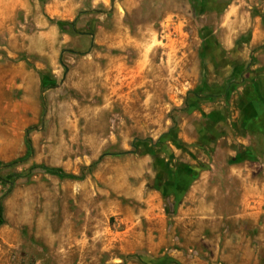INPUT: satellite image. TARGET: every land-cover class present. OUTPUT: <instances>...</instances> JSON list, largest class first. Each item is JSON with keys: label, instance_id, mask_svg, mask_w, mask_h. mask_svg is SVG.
<instances>
[{"label": "rangeland", "instance_id": "rangeland-1", "mask_svg": "<svg viewBox=\"0 0 264 264\" xmlns=\"http://www.w3.org/2000/svg\"><path fill=\"white\" fill-rule=\"evenodd\" d=\"M263 32L264 0H0V264H264Z\"/></svg>", "mask_w": 264, "mask_h": 264}, {"label": "crops", "instance_id": "crops-1", "mask_svg": "<svg viewBox=\"0 0 264 264\" xmlns=\"http://www.w3.org/2000/svg\"><path fill=\"white\" fill-rule=\"evenodd\" d=\"M259 38L256 41H259ZM262 38L264 39V32ZM261 56L264 58V51ZM241 71V69H232L231 72L239 76ZM245 76L246 81H236L233 98L236 99V126L239 130H245L247 136H259L264 139V62L255 69H248ZM239 141L245 142L241 138ZM246 165L249 166V163ZM241 169L243 168L238 166L237 170Z\"/></svg>", "mask_w": 264, "mask_h": 264}, {"label": "trees", "instance_id": "trees-1", "mask_svg": "<svg viewBox=\"0 0 264 264\" xmlns=\"http://www.w3.org/2000/svg\"><path fill=\"white\" fill-rule=\"evenodd\" d=\"M45 77H42V87L45 88ZM42 111H43V114L45 113V103L43 102L42 103ZM26 148L29 152H31V143H30V140L29 139H26ZM2 164L0 163V166ZM48 173L52 174V175H55L59 178H69V179H78L77 177L75 176H72V175H67L65 174L63 171H61L60 169H46ZM3 224V218H2V208L0 206V226Z\"/></svg>", "mask_w": 264, "mask_h": 264}]
</instances>
